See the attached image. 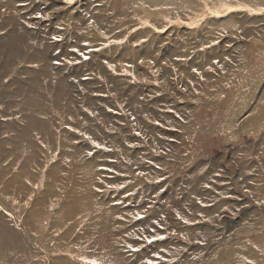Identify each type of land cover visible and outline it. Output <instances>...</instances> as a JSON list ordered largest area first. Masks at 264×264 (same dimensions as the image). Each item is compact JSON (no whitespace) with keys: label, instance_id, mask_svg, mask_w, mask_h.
<instances>
[{"label":"rangeland","instance_id":"obj_1","mask_svg":"<svg viewBox=\"0 0 264 264\" xmlns=\"http://www.w3.org/2000/svg\"><path fill=\"white\" fill-rule=\"evenodd\" d=\"M262 102L264 0H0V264H264Z\"/></svg>","mask_w":264,"mask_h":264},{"label":"bare ground","instance_id":"obj_2","mask_svg":"<svg viewBox=\"0 0 264 264\" xmlns=\"http://www.w3.org/2000/svg\"><path fill=\"white\" fill-rule=\"evenodd\" d=\"M244 67H246V66L244 65ZM245 71H246V73L244 74V76L237 75L239 80L237 82L234 81V83L232 85V88H231L230 94H229V96H230L229 102H231V99L233 100V94L232 93L235 92V90H239L238 94L240 96V103L241 104L245 103L244 99H245L246 95L251 91L253 83L255 82V79H256V77H254V75H249L250 71H247V70H245ZM260 117L262 118L260 120L261 123H264V102H262L260 105H258V107H256V109L254 111L253 118L258 119Z\"/></svg>","mask_w":264,"mask_h":264},{"label":"snow or ice","instance_id":"obj_3","mask_svg":"<svg viewBox=\"0 0 264 264\" xmlns=\"http://www.w3.org/2000/svg\"><path fill=\"white\" fill-rule=\"evenodd\" d=\"M93 264H95V262H93Z\"/></svg>","mask_w":264,"mask_h":264}]
</instances>
